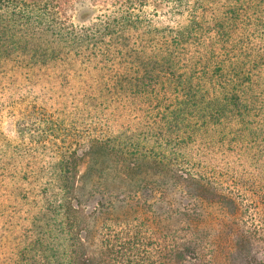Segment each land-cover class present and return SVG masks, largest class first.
I'll return each mask as SVG.
<instances>
[{
  "label": "trees",
  "instance_id": "obj_1",
  "mask_svg": "<svg viewBox=\"0 0 264 264\" xmlns=\"http://www.w3.org/2000/svg\"><path fill=\"white\" fill-rule=\"evenodd\" d=\"M86 2L102 13L77 25ZM0 6V64L43 70L48 88L45 69L78 70L84 105L110 110L64 125L16 264H264V0ZM147 8L187 22L159 28Z\"/></svg>",
  "mask_w": 264,
  "mask_h": 264
},
{
  "label": "rangeland",
  "instance_id": "obj_2",
  "mask_svg": "<svg viewBox=\"0 0 264 264\" xmlns=\"http://www.w3.org/2000/svg\"><path fill=\"white\" fill-rule=\"evenodd\" d=\"M76 10L78 12H69L68 16L77 25L86 24L79 20L78 13L89 11L92 17L102 13L100 6L92 7L89 2L79 3ZM169 11L161 8L155 16L152 8H147L145 13L159 28L186 24V14L171 18ZM4 17L5 10L0 6L1 30ZM11 26L13 32L15 24ZM13 62L0 64V264H16L26 237L35 233L31 218L43 211L44 191L52 179L49 176L51 165L64 150L59 146L65 136L64 125L70 124L71 120L83 125L101 124L102 118L110 116V110L97 114V96L94 108L84 105L81 86L87 74H83L81 80V75L76 73L78 70L65 71L64 65L56 71L47 68L46 75H53L52 87L48 88L46 76L41 74H44L43 70ZM54 73H60V76L56 74L55 77ZM69 85L75 86L76 91L72 93ZM90 85L97 95V82L90 80ZM68 93L79 95L76 104L67 99ZM88 93L91 92L88 90ZM99 103L102 104L101 99ZM55 127H62V130ZM223 261V255L217 254L216 262ZM185 264L194 262L189 260Z\"/></svg>",
  "mask_w": 264,
  "mask_h": 264
}]
</instances>
